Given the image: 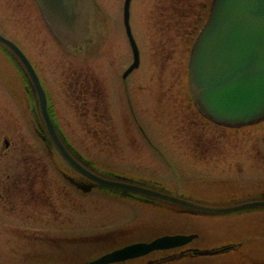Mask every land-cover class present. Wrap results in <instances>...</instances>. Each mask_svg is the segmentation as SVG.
<instances>
[{
    "label": "rangeland",
    "instance_id": "374dc122",
    "mask_svg": "<svg viewBox=\"0 0 264 264\" xmlns=\"http://www.w3.org/2000/svg\"><path fill=\"white\" fill-rule=\"evenodd\" d=\"M99 1L112 22L110 40L102 56L70 59L63 54L42 25L33 0H0V27L23 45L45 80L53 79L58 86L84 79L91 84L98 82L107 97L101 110L105 113L103 117L96 115L94 108L92 111L83 108L85 114L91 111L90 114L79 115L77 107L64 103L51 91L59 107L58 121L83 156L96 160L101 170L113 175L126 170L132 176L146 175L164 184L175 183L172 168L165 167L143 135L128 131L127 119L122 126L123 114L116 115L121 101L114 95L121 94L122 72L132 61L123 23L124 0ZM182 1L177 28L175 24L164 23L162 1L133 0L131 22L143 58L139 70L129 77L136 92L133 99L139 100L135 105L139 111L142 109L141 121L148 135L176 162L177 171H182L181 183L193 187L192 194L197 197L232 201L233 197L255 193L264 183V121L237 131L212 122L208 126L201 120L198 131H194L198 146L216 144L220 151L213 156L204 155L201 147L191 153L176 149L178 142L190 143L186 140L189 134L180 129L185 117L182 112L178 115L181 97L186 93L181 87L179 91L178 85L188 80L180 61L187 68L192 43L207 20L212 2ZM0 63L3 70H0V144L4 135L12 137L18 144L10 152V157L15 158L22 140L31 145L40 161L37 182L45 192L51 188L50 201L41 200L40 209L21 203L4 206L0 203V264H84L90 255L104 248L133 239H148L161 231L176 233L189 226L200 231L206 236L204 241L211 244L246 229L264 230V211L260 209L189 217L170 208L159 210L108 197L98 190L79 195L75 190L65 189V181L55 168L60 157H48L49 151L36 139L21 74L3 60ZM87 98L91 105L97 101L89 95ZM160 98L163 102L158 103L156 99ZM166 107L172 108V117L163 114ZM253 246L250 255H258V259H199V262L183 259L171 264H264V248Z\"/></svg>",
    "mask_w": 264,
    "mask_h": 264
},
{
    "label": "water",
    "instance_id": "95a60500",
    "mask_svg": "<svg viewBox=\"0 0 264 264\" xmlns=\"http://www.w3.org/2000/svg\"><path fill=\"white\" fill-rule=\"evenodd\" d=\"M53 33L60 41L72 48L91 42L90 17L94 0H36ZM130 1L126 0L125 18L127 31L135 50L138 51L128 23ZM101 14L94 20L95 37L103 40L105 50L111 36V18L99 1ZM104 33L103 36H100ZM0 43L7 45L24 62L39 95L42 117L49 133L63 156L81 172L100 184L121 187L144 193L206 212H232L235 210L264 206V201H251L234 206L214 207L195 203L178 197L157 193L135 185L104 179L90 172L75 160L58 138L47 113L46 96L37 76L21 51L0 33ZM100 44V45H101ZM99 45V46H100ZM102 50V51H103ZM99 54V53H97ZM96 52L88 55L90 58ZM81 58V57H78ZM191 86L195 99L203 113L224 123L240 124L264 116V0H214L211 18L200 33L190 60ZM85 191L89 186H80ZM193 236H166L150 244H133L107 254L91 264H104L141 256L154 249L176 247L190 242Z\"/></svg>",
    "mask_w": 264,
    "mask_h": 264
},
{
    "label": "flooded vegetation",
    "instance_id": "af4514ba",
    "mask_svg": "<svg viewBox=\"0 0 264 264\" xmlns=\"http://www.w3.org/2000/svg\"><path fill=\"white\" fill-rule=\"evenodd\" d=\"M96 92L98 93H100V94H103V92H102V90H99V88L96 86ZM100 105H102L103 107H101ZM104 108V97H103V95L100 97V101H99V104L98 105H96V109H97V111H98V113H103V111H101L102 109ZM5 153H7V152H3V153H0V156H2V155H4ZM0 183H2V177H1V175H0ZM6 197H4V199H5Z\"/></svg>",
    "mask_w": 264,
    "mask_h": 264
}]
</instances>
